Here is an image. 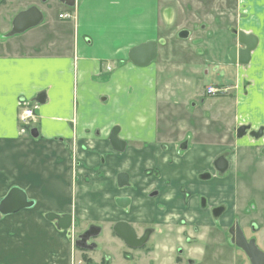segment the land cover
I'll return each instance as SVG.
<instances>
[{"label":"crops","instance_id":"crops-1","mask_svg":"<svg viewBox=\"0 0 264 264\" xmlns=\"http://www.w3.org/2000/svg\"><path fill=\"white\" fill-rule=\"evenodd\" d=\"M35 2L20 7L15 2L0 9V198L17 187L33 202L0 215V264H73L82 257L104 264L93 259L94 248L76 250L70 233L76 235V228L82 230L88 224L112 232L114 223L121 220L139 232L151 229L149 241L155 247L133 257L112 254L111 263L107 256L105 264H176L172 253L184 238L199 240L188 248V256L200 264L203 247L218 246V225L224 222L215 223L209 209L198 205L197 196L205 194L209 185L197 182L196 176L203 169L211 170V160L224 149L223 139L202 137L201 144L190 143L183 149L175 144L188 132L189 141L197 142L190 129L192 121L203 135L205 125L200 119L208 111L210 97L195 93L184 80L186 91L195 96L192 99L201 102L200 113L193 112L199 102L189 103L187 93L183 97L169 94L170 98L163 94L182 77L170 76L171 62L161 49L167 35L161 26L160 0H78L71 20L60 19L58 14L66 8L52 3L38 7L43 25L14 33L18 10ZM235 3L231 23L253 41L249 55L241 56L242 63L237 54L232 60L227 44L235 40L226 41L230 37L222 38L217 52L207 50L205 32L193 31L187 37L191 40L190 74L198 76V70L213 63H221L226 71L231 68L228 75L235 73V81L223 84L232 93L227 98L233 112L231 124H264V0ZM148 41L155 42V58L145 66L133 64L130 49ZM54 47L62 52L51 53ZM199 47L204 59L197 54ZM20 98L38 103L37 130L26 135L19 133ZM187 103L192 114L186 110ZM181 118L189 125L180 126ZM114 128L125 142L123 150L109 143ZM120 172L128 174V185L118 186ZM120 198L125 200L121 205ZM47 213L71 214L72 229H58L55 221L46 219ZM119 241L111 236V244L120 246ZM157 244H162L161 250ZM115 258L117 263H112ZM222 259L219 264L233 263Z\"/></svg>","mask_w":264,"mask_h":264},{"label":"flooded vegetation","instance_id":"flooded-vegetation-1","mask_svg":"<svg viewBox=\"0 0 264 264\" xmlns=\"http://www.w3.org/2000/svg\"><path fill=\"white\" fill-rule=\"evenodd\" d=\"M31 2V0H0V9L2 7H9L15 2L17 3V6L20 7L21 4H26L24 2ZM78 0H43L44 4H57L60 5L64 8H66L65 11L63 12H67L69 15L75 17L76 16V11L75 9H73V6H75V3ZM164 1V0H163ZM70 2V3H69ZM72 4V5H70ZM170 6H166L162 11L163 13H165L162 16V21L163 23L161 24V26L165 27V21L167 22L169 20V13H170V9L168 8ZM31 8H36L39 11L38 5H37V0L35 3H33L32 5L27 6L24 9H20L18 10V13L27 11ZM171 8V7H170ZM57 10V9H56ZM233 11L234 8H233ZM40 12V11H39ZM173 12V10H172ZM41 13V12H40ZM62 13V12H61ZM42 14V13H41ZM16 15V16H17ZM235 17V13L233 12V17H232V21L233 18ZM42 20V19H41ZM217 23L220 22V20L218 19L216 21ZM194 24L193 26V30L194 31H204L206 34V42H207V46L206 49L207 50H211L213 52H217L216 48L213 47V43L211 42L212 37H217L219 36L220 38V42L222 41V38L224 37H230V39H226V41L231 40V38H233L235 41L231 44H227L228 48H227V53L228 56L230 54V52H234L237 53V58L238 53L240 52V50H244L246 48V46L239 42V38H238V32H240L239 30H237L235 28L234 24H227L223 28V27H217L215 29H206V24L205 23H200V24H196L197 21L193 22ZM198 25V26H197ZM11 21H10V27H9V32H11ZM230 29V30H229ZM182 31H186L187 35H189L190 31L183 27V28H179L178 30L176 29V35L175 36H179V33ZM14 32V31H13ZM164 32V30H163ZM226 32H229L230 34H226ZM164 35H166V33H164ZM245 35V34H243ZM249 35V34H247ZM170 36V35H167ZM172 36V35H171ZM225 47V46H224ZM220 58V56H219ZM218 58V59H219ZM230 58V57H229ZM215 66L218 65L221 69H223L225 72H227L224 69V66L221 65V63H213ZM213 66V67H215ZM214 70H216V68H214ZM231 68L228 69V71H230ZM235 71V70H234ZM205 73H208V70H205ZM222 85V86H221ZM246 85H248V82L244 83L243 88L246 89ZM215 86V94L210 97V98H216L217 96H220L219 98H229L228 96V90L230 89L229 86H225L223 84H218V85H214ZM36 104H38L35 101L32 100H28L25 98H20L17 101V108H18V117L21 118V113L23 111V107L22 105H27L30 107H34V111L33 114L36 113L37 110V106ZM37 122V120L35 121V123ZM26 126H29V128H33L34 126V121L30 120L27 124L23 123L22 125H19V128L24 129L26 128ZM243 126L245 127V129L243 130L242 136L241 137H237L238 134V129ZM37 130V129H36ZM27 130L25 129V132ZM31 129H29L30 133ZM205 130L204 133H208V131ZM211 132V131H210ZM254 133H259V137L254 136ZM213 134L211 132V136L213 137ZM261 134V135H260ZM215 135L217 136L215 138L218 139V141L220 142V138L223 139L222 140V146L224 147V149L219 152L218 154L215 155V157L211 160L210 162V171L208 169H203L202 171L198 172L196 179L197 182L199 183H204L205 186L208 187V189L205 191V194H199L198 197V205L200 206V208H208L211 214V218L215 223H219V219H222V221L224 222V224L222 225H218V230L217 232L219 233L218 238L220 239V242L218 243L217 248L219 249V252L221 256L229 258L230 261H232V264H254L249 256L247 255V253L245 252V250L238 245V242L244 245H247V247H249V245H252L253 248L255 249L256 253L254 254V259L256 260L255 264H264V195H257V194H247L243 197V200L239 199L237 193H236V178H234V175L236 172H238L237 166H236V161H240L239 157H238V149L240 148V145H247V146H243V152L246 154V157L244 160L240 161V162H248V163H260V165H264L262 161H264V124L263 123H259L258 125H253L251 124L249 121L245 122V123H239V124H235L231 126V129L225 130V131H219V130H215ZM218 136H220V138H218ZM210 137V138H212ZM242 138L243 140L241 142H238V140ZM190 136H186L185 139L180 140L175 142L179 144V147L183 149V147H185V145L190 144L191 145H195V144H201L202 142H195V141H189ZM214 140V141H215ZM125 147V142H124V146ZM248 149L249 152V156L248 155V151L246 150ZM183 151V150H180ZM223 162L226 163L225 168L223 167ZM261 165V166H262ZM120 173H124V172H120ZM119 173V174H120ZM118 174V175H119ZM127 175V179H126V184L128 185V174L124 173ZM118 175H117V179H118ZM124 182V181H121ZM227 182V183H226ZM118 183H119V179H118ZM221 184H229L231 186V188L233 187V189L229 190L227 189L228 185H224V186H219ZM248 179H246V187L248 188ZM260 183H264L263 180L257 181L255 186H254V190L256 191L259 184ZM125 184V183H123ZM211 185H213L214 187L211 188ZM119 186V184H118ZM124 186V185H123ZM222 187V188H221ZM210 190V191H209ZM261 190H264V188H262ZM209 191V194H208ZM224 194H228V196H224ZM254 196L257 198V201L254 202V213H250L247 212L248 210V204L246 203V199L249 198V196ZM211 198V199H210ZM212 198H215V201L213 204L209 203V200L212 201ZM123 222H126L125 220H121ZM74 221H72L73 224ZM119 222V221H117ZM116 222V223H117ZM128 223V222H126ZM130 224V223H128ZM74 225V224H73ZM115 225V223H114ZM113 225V226H114ZM131 225V224H130ZM94 226L100 229L101 231V226H97V225H93V224H88L85 229H83L81 232L77 233L76 235H74L73 233L70 234V239L74 240V245L76 250L79 251H83L84 249H82L81 247H77V245L75 244L76 241H79L78 236L83 233L85 230H87L89 227ZM113 226H112V232L111 234L116 237H118L114 231H113ZM136 233V237L137 238H141L144 235L146 236V239L144 240V242L138 246V247H130L127 246L123 240L121 241L122 244L126 245L129 249H142V250H137L139 251L138 253H142V254H146L148 253V251H150V249L152 248V246L155 247V245L153 243H151L149 241L150 238V231L151 229H144L143 231L139 232L138 229L131 225ZM258 232V234H261L262 232V236L258 238L256 237V233ZM161 234L166 235L167 232H162ZM169 235V234H167ZM98 236V235H97ZM97 236L91 237L89 238L87 243H84V246H92V248L96 249L97 248V242H95L94 240L97 238ZM211 237L213 236H208V239H211ZM215 237V235H214ZM94 239V240H93ZM184 242L180 245V246H175L172 256L174 257V261L176 264H194V260L188 256V248L189 247H195L196 245H198L199 240L196 238H192V240L190 238H184L183 239ZM161 241V240H160ZM162 243V241H161ZM161 245L162 244H157V248L159 250H161ZM90 248H86L85 250H89ZM222 250H226L229 252L228 255H225L222 253ZM126 254V255H125ZM124 257L126 256H134L131 255L129 252L125 253ZM129 254V255H128ZM184 255V256H183ZM83 259V260H82ZM82 259L80 260L81 264H93V262H91L90 260H87L86 257H82ZM101 264H103L101 262ZM105 264V263H104ZM229 264V263H227Z\"/></svg>","mask_w":264,"mask_h":264},{"label":"rangeland","instance_id":"rangeland-1","mask_svg":"<svg viewBox=\"0 0 264 264\" xmlns=\"http://www.w3.org/2000/svg\"><path fill=\"white\" fill-rule=\"evenodd\" d=\"M37 5L41 9L46 7L48 4H44L43 0H37ZM168 7L171 11L168 15L169 20L165 22V27H164V33L167 36L163 38V46L161 49L166 52L163 54L167 59V62H171L169 65V71L171 72L170 76H174V78L177 77H182L179 82L172 86H165V88H168V90H165L163 93L165 97L170 98L169 94H175L178 93V97H183L187 96L186 93L188 94L187 98H194V95H190L188 91H186V80L189 82L188 88H190V85H193V91L195 93L200 94V92L205 93V89L209 85H218V84H232L234 83L235 79V73L233 74L232 77L228 75V70L226 72V76L230 79L229 80L225 76V71L221 69L218 65L215 67L207 68V66H204V69L198 70V76L199 78L197 79L198 76H192L190 74V59L192 55L188 52V48L191 45V40L190 38L188 39H179L176 38V29L178 30L179 28H187L190 32H193V22L197 21L196 24L205 23L206 24V29H214L217 27H224L225 25H229L232 22V17H233V12L236 13V3L235 0H160V9L161 11L166 7ZM233 8L235 11H233ZM173 10V12H172ZM58 10H54L55 16L57 15ZM166 13V12H165ZM164 13V14H165ZM220 20L219 23H217V20ZM43 24H38L37 26H40ZM35 26L34 28H36ZM198 26V25H197ZM230 30V29H229ZM226 34H230L229 32H226ZM172 35V36H171ZM21 38V37H20ZM211 42L213 43L214 48H218L220 45V38L219 36L217 37H212ZM197 44V43H194ZM178 45V46H177ZM173 46V47H171ZM200 52L197 54L201 56V59H204L203 55V50L201 47ZM51 53L54 54H59L62 52V49L57 47V48H51ZM193 61V58H192ZM216 68V70H214ZM205 70H208V73H205ZM201 74V75H200ZM183 79V80H182ZM172 82V79L169 80ZM198 81V82H197ZM222 86V85H221ZM185 93V94H184ZM235 93V91H234ZM233 93V94H234ZM228 96H232L231 90H228ZM220 96H217L216 98H210V104L208 105V111H206L203 115L204 118L200 119V123L202 122L205 127L203 130H207L208 133H202L203 135H199L201 132V127L200 126H195L198 125V123L192 121L193 125L190 126L191 131L193 132V135L195 137L196 141H201L204 138L207 137V139H212V141L215 140L217 137L215 135V130L219 131H225L228 129H231V126L234 124H231L233 122V112L230 111V105L231 103L227 100V98H219ZM234 97V95H233ZM186 98V99H187ZM185 99V98H184ZM216 99V100H215ZM172 100L170 99L168 102H171ZM189 103H193V101L199 102L198 99H192L189 100ZM166 102V101H165ZM195 104V103H194ZM191 105V104H190ZM190 105H186V110L188 111L189 114H192L193 112H202L203 109L201 107V102H199V106L192 112L190 110ZM170 108V106H168ZM227 108H229V111H227ZM181 109V108H180ZM210 112V113H209ZM198 116V115H197ZM196 118V115L194 116ZM171 121V119H170ZM186 122L188 123L187 120H181L178 122L180 126H186ZM189 125V123H188ZM206 131V132H207ZM214 133L212 138H208V135L211 134V132ZM184 134V133H183ZM181 133V136L183 135ZM191 140L192 136L191 133L188 132ZM204 137V138H202ZM243 139L240 138L238 142H241ZM169 141V140H165ZM243 146L247 145H240V148L238 149V157L239 160L242 161L245 159L246 154L243 152ZM248 151L249 156V150ZM240 161H236V166L238 169V172L235 173L234 178H236V193L239 197V199L243 200V197L247 194H257V195H264V190H261L264 188V183H260L257 190H254V186L257 181L263 180L264 181V165H260V163H242ZM261 162L264 163V161ZM246 179H248V188L246 187ZM257 201V198L254 196H249V198L246 199V203L248 204V210L247 212L254 213V202ZM254 210V211H253ZM81 228H76V230L81 232ZM263 234H258L256 233V237L258 238L261 237ZM111 231H100L99 235L97 236V239H93L95 242H97V248L93 249L92 257L95 261H100L101 259L103 262H107V256L110 257V260L108 261L111 263V255L114 254L117 256H123L124 253L129 252L131 255H136L138 254L139 251L137 250H142V249H129L126 245L120 243V246H116L114 243L111 244ZM121 242V241H119ZM204 246V245H203ZM115 247L114 249H112ZM203 249L205 250L204 252V259L203 261L200 262V264H209V259L210 258H215L216 257V262L214 264H219L220 261H222V256L220 255L219 249L216 247L211 248V247H206L204 246ZM194 253H197L195 251ZM91 256V255H89ZM184 256V255H183ZM219 259V260H218ZM113 260L112 263H117ZM101 264V262L99 263Z\"/></svg>","mask_w":264,"mask_h":264},{"label":"water","instance_id":"water-1","mask_svg":"<svg viewBox=\"0 0 264 264\" xmlns=\"http://www.w3.org/2000/svg\"><path fill=\"white\" fill-rule=\"evenodd\" d=\"M70 3V2H69ZM72 5V4H70ZM42 15L36 8H31L27 11L19 13L14 19H13V31L14 33H20L25 31L26 29L33 27L41 22ZM180 38H186L187 32L182 31L179 33ZM238 38L239 42L243 43L246 48L244 50H240L238 53V59L241 61V56L244 54L249 55V51L251 50V47H253V41H250L249 36L243 35L242 32H238ZM237 53L230 52V57L232 60L235 59V55ZM156 56V46L154 41H148L141 44H138L130 49L128 58L129 60L137 65V66H145L149 64ZM247 60V59H246ZM245 62V60H244ZM245 127L241 126L238 129L237 137H241L243 130ZM36 129H32L31 133L35 132ZM256 137H259V133L253 134ZM261 135V134H260ZM109 143L114 149L117 150H123L124 141H121L117 137V128H114L109 136ZM223 167L225 168L226 163L223 162ZM119 179V186L122 187L126 184L127 175L124 173H120L118 175ZM124 181V182H121ZM125 183V184H123ZM125 201L124 199L120 198L117 200V203L121 205V202ZM33 204V202L29 201L27 199V196L25 195L24 191L17 187H12L9 189L7 194L0 198V215H9L11 213L17 212L23 208L30 207ZM46 219L49 221H55L57 224V228L61 230H68L71 228L72 225V216L71 214H63V215H57L55 213H47L45 215ZM114 233L123 240V242L130 247H138L140 246L144 240L146 239V236L144 235L141 238L136 237V233L134 228L123 221H119L115 223L113 226ZM100 233V229L94 226L89 227L87 230H85L83 233H81L78 238L79 241H76L75 244L77 247H81L82 249L86 248H92V246H84V243H87L89 238L97 236ZM238 245L241 246L247 255L249 256L250 260L255 264L256 260L254 259V254L256 253L255 249L252 245L241 244L238 242Z\"/></svg>","mask_w":264,"mask_h":264},{"label":"built area","instance_id":"built-area-1","mask_svg":"<svg viewBox=\"0 0 264 264\" xmlns=\"http://www.w3.org/2000/svg\"><path fill=\"white\" fill-rule=\"evenodd\" d=\"M60 18H63V19H66V18H72L71 15L69 14H61L59 15ZM216 89L212 86H208L206 88V93L208 95H213L215 93ZM23 107V111H22V115H21V122L22 123H25L27 124L30 120H32L34 118V115H33V110H34V107H30V106H27V105H22ZM21 132H24V129H21ZM78 264H81L80 262H78Z\"/></svg>","mask_w":264,"mask_h":264}]
</instances>
